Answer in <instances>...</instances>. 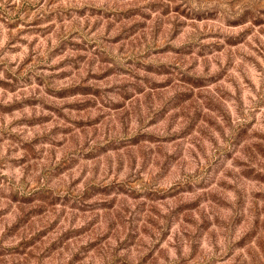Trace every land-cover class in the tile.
Returning <instances> with one entry per match:
<instances>
[{
	"label": "rangeland",
	"instance_id": "rangeland-1",
	"mask_svg": "<svg viewBox=\"0 0 264 264\" xmlns=\"http://www.w3.org/2000/svg\"><path fill=\"white\" fill-rule=\"evenodd\" d=\"M0 264H264V0H0Z\"/></svg>",
	"mask_w": 264,
	"mask_h": 264
}]
</instances>
